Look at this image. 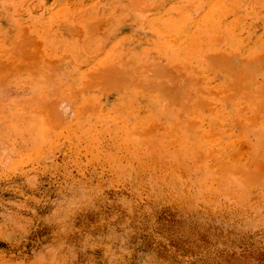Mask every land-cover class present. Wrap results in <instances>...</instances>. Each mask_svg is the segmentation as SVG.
<instances>
[{"label": "rangeland", "instance_id": "obj_1", "mask_svg": "<svg viewBox=\"0 0 264 264\" xmlns=\"http://www.w3.org/2000/svg\"><path fill=\"white\" fill-rule=\"evenodd\" d=\"M0 264H264V0H0Z\"/></svg>", "mask_w": 264, "mask_h": 264}, {"label": "bare ground", "instance_id": "obj_2", "mask_svg": "<svg viewBox=\"0 0 264 264\" xmlns=\"http://www.w3.org/2000/svg\"><path fill=\"white\" fill-rule=\"evenodd\" d=\"M189 29H190V27H189V25H188V23H186V22H184V23H180V27H179V29H178V31H177V47L179 48H181L182 46H183V44L185 43V41L189 38L188 36L186 37L184 34H188V35H190V33H189ZM182 35H184V36H182ZM216 65V64H215ZM134 77V76H133ZM178 80V79H177ZM132 81V80H131ZM106 82V81H105ZM130 83H132V82H130ZM107 84V83H106ZM167 86V85H166ZM174 86V85H173ZM162 88V87H161ZM106 89V88H105ZM179 89V88H178ZM166 90V89H165ZM165 90H164V92H165ZM168 90V89H167ZM177 92V91H176ZM166 93H168V92H165V94ZM170 93V92H169ZM164 94V95H165Z\"/></svg>", "mask_w": 264, "mask_h": 264}]
</instances>
